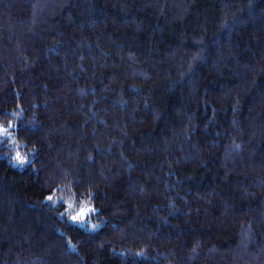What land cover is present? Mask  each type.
<instances>
[{
	"label": "trees",
	"instance_id": "obj_1",
	"mask_svg": "<svg viewBox=\"0 0 264 264\" xmlns=\"http://www.w3.org/2000/svg\"><path fill=\"white\" fill-rule=\"evenodd\" d=\"M9 121L0 264H264V0H0Z\"/></svg>",
	"mask_w": 264,
	"mask_h": 264
},
{
	"label": "rangeland",
	"instance_id": "obj_2",
	"mask_svg": "<svg viewBox=\"0 0 264 264\" xmlns=\"http://www.w3.org/2000/svg\"><path fill=\"white\" fill-rule=\"evenodd\" d=\"M9 123L13 127L9 128ZM0 127L9 128L11 136H0V157H6L13 165L23 167L32 159L31 149L24 147V143L19 142L15 137L14 123L9 121L6 124L0 123ZM19 153L20 160H17ZM53 201L63 203V214L68 220L75 222L88 229L94 230L103 224V220L94 214L95 207L85 198L76 199L71 196H56ZM72 217H76L75 220ZM95 226V227H94Z\"/></svg>",
	"mask_w": 264,
	"mask_h": 264
},
{
	"label": "snow or ice",
	"instance_id": "obj_3",
	"mask_svg": "<svg viewBox=\"0 0 264 264\" xmlns=\"http://www.w3.org/2000/svg\"><path fill=\"white\" fill-rule=\"evenodd\" d=\"M13 127V125L11 123H9V128ZM9 128H4V127H0V136H11V132H9ZM17 160H20V156L19 153H17ZM49 199H51V197H49ZM73 220L76 219V217H72ZM95 227V226H94Z\"/></svg>",
	"mask_w": 264,
	"mask_h": 264
}]
</instances>
